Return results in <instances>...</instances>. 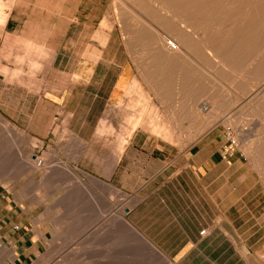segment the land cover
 I'll use <instances>...</instances> for the list:
<instances>
[{"label":"crops","instance_id":"obj_1","mask_svg":"<svg viewBox=\"0 0 264 264\" xmlns=\"http://www.w3.org/2000/svg\"><path fill=\"white\" fill-rule=\"evenodd\" d=\"M256 2L254 22L240 14L214 16L216 24L203 21L213 26L207 34L196 30L199 41L196 32L174 28L184 20L183 12H177L176 21L167 23L177 51L168 50L161 35L147 26L128 29V41L115 25L105 30L111 22L102 0H78L74 10L59 13L49 7L40 12L23 0L10 9L4 5L0 180L11 178L2 174L15 164L14 177L23 181L15 195H44L40 186L46 181V194L53 199L47 207L51 213L57 211V180L89 184L94 189L79 188L94 204L89 215L101 220L104 189L121 194L130 206L118 209L125 220L110 207L112 223L122 222L139 243L151 245L155 254L174 264H264L263 181L244 154L222 158L225 126H216L215 77L205 87L199 72L200 67H215V62H223L230 72H242L253 60L249 82L255 83L254 91L262 88L264 80L256 83L264 77V23L259 24L264 16L259 17ZM156 19L161 28L167 26V18ZM200 22L193 21V26ZM139 55L151 62L143 82L136 75L141 60L134 56ZM217 74L224 76L222 71ZM140 83L156 84L142 98L150 122L131 130L120 146V134L128 129L120 126L128 115L122 108L132 98L128 95L133 84ZM245 84L235 87L237 103L250 90ZM205 95L207 103L200 108ZM229 104H221L220 113ZM199 111L209 114L207 122L201 123ZM157 117L159 129L151 124ZM248 131L259 139L264 124L253 123ZM255 147H264V138ZM78 190L67 192L74 195ZM22 201L0 204V211L38 209ZM52 221L54 234L62 235V223ZM38 226L35 220H0V242L14 253L15 264L34 261L43 253L45 240Z\"/></svg>","mask_w":264,"mask_h":264},{"label":"rangeland","instance_id":"obj_2","mask_svg":"<svg viewBox=\"0 0 264 264\" xmlns=\"http://www.w3.org/2000/svg\"><path fill=\"white\" fill-rule=\"evenodd\" d=\"M20 1L21 0H0V2L9 9L10 7H14L16 3ZM23 1L29 7L32 5L36 6L37 10L40 12H47V8L49 7L50 10L59 13L68 11L69 8L74 10L76 6L75 3L78 0H71V2L69 0ZM102 1L104 5V12L108 15L111 22L110 24L103 26L105 30H109L112 25H115L121 32L124 41H128L127 32H130L128 29L134 30L139 27L143 28L147 26L146 28H148L151 33L155 32L161 35V42L165 43L166 46L165 41L169 39L176 43V39L173 36L172 26L168 24L176 21V11L181 6L183 7H181L180 10L186 17V23H191L193 21H208L214 23L211 20L214 16H224L230 18V16H235L237 14L242 15L243 18H247L248 21L254 22L256 12L255 4L257 0L255 3L254 0H245L246 2L244 1V3L242 2L243 0H192V2L191 0H152V2L151 0ZM215 1H218V3H215ZM224 1L231 4L242 2L243 6H239L242 12L239 10L236 12L234 10L235 15H233L232 10L224 9L222 6ZM9 9L7 11H9ZM261 14L264 16V0L261 2L259 1V17L262 16ZM196 15L198 16L196 17ZM156 17L167 18V20H165V23H168L167 26H162L161 28L157 19L154 20ZM262 21L264 23V20H259V24L262 23ZM199 33L207 34V32L202 30L199 31ZM199 33L196 31L195 41L198 40ZM262 36L264 37V33ZM204 43H206V41ZM134 59L136 61L139 59L141 60L136 63L138 64L136 68V75L139 77L140 82H143L144 74L151 71V62H149L147 57H144L143 55H139V57L134 56ZM218 63L219 62H215L216 66L209 69L203 67L199 68L200 82L205 83V87L207 86V81L210 80L213 82V77H215L212 87L214 86L215 90V106L217 113V117L215 119L216 126L221 123L225 126L224 130L229 127L234 132L238 129H247L244 134L245 140L248 141H243V146L239 143L242 135V133L239 132L238 149L247 159H249L253 166L259 170V177L262 179L264 185V147L259 149L255 147L257 140H259V143L263 140L264 133L259 132V139H257L255 134V136L251 137L250 134L252 133L248 131L253 123L259 122V124H264V113L261 112L264 110V101L262 97L264 94V84L261 89L259 87L257 91H254L256 88H252V85L255 83L249 82L250 72L254 67L253 64H255L253 60H249L245 63L247 66L244 70H242V72L239 70L230 72L228 68L222 66L223 62L221 64L219 63L220 65ZM221 71L224 76L220 77L218 74L216 75L217 72ZM262 75L264 76V73ZM263 80L264 77L259 78V82L256 83L257 86L263 82ZM239 82L249 83L248 85H245L250 87V90L242 96L243 99H241L240 103H237L235 87ZM154 85L156 84H133L132 93L128 95L132 98H130L122 108L123 113L127 112L128 115H126L123 123L120 121V126L125 128L127 127L128 129H124V132H121L120 134V146H122L124 140L130 136L131 130H134L142 123L150 122L149 115H146L145 101H143L142 98L144 97L143 92H145V90L152 92L151 87ZM145 87L146 89H144ZM205 96L202 97L204 100H201L200 108L207 103V95ZM133 97H137V100H134ZM233 98L235 101L233 100V103H231ZM225 102L230 104L225 112L220 113L219 106L221 104L224 105ZM259 114H262V116H259ZM208 115L207 112L202 113L199 111L201 123L204 121L207 122L206 119ZM222 115L224 117L228 115V120L220 122L219 120L223 118ZM151 124H153L154 128L159 129L160 119L157 117V120L151 121ZM15 166V164H9L7 166L8 171L2 174L5 176H11V178L0 180V204H14L16 201L17 203H22V200H25V202L37 205L38 209L28 212H23L21 209H15L13 212L0 211V220L7 218L12 219L14 222L18 220H29L30 224L31 220H35L41 225L38 226L39 229L37 230L41 232L45 240L43 253H41L39 258L34 261L29 260L27 262H23L22 264H174L172 261L166 260L164 257H159L155 254L156 250L151 245L147 243H139L135 232L132 230L133 233H130V231L123 226L122 222H116V224L112 223L113 218H111L109 210L113 209L114 214L124 219V216L120 214L121 211L119 212L118 209L119 207L124 206L129 208L130 204L127 197L121 194L118 196L112 195L109 191L104 189V206L102 211L104 216L101 220V217L96 218L94 215H89V212L94 208V204L89 202L90 197L85 195L83 189H80L83 187L94 189L91 185L88 184V186H78L75 184L73 185L71 180H57V211L56 213H51L47 211V207L49 200L53 201V199L51 196L46 194V181L40 186L41 188H44V195L41 194L33 197H31V194L15 195L17 191H22L19 186L23 183L22 180L14 177L16 175ZM68 188L79 190L74 192L75 194L72 195L70 191L67 192ZM5 191H8L9 194ZM29 191L31 192L30 189ZM11 193L13 194L11 195ZM110 207L111 209H109ZM54 218H56L57 223H62V235L60 236L55 235V229L49 225V220L52 221ZM97 223H99V225L102 223L103 226L99 228V225H96ZM55 256L56 258H54ZM261 256H263L264 260V251ZM14 257V253L9 250L6 245L1 244L0 242V264H15L16 262ZM17 264H19V262H17Z\"/></svg>","mask_w":264,"mask_h":264},{"label":"bare ground","instance_id":"obj_3","mask_svg":"<svg viewBox=\"0 0 264 264\" xmlns=\"http://www.w3.org/2000/svg\"><path fill=\"white\" fill-rule=\"evenodd\" d=\"M163 1V0H162ZM165 1H169V0H165ZM233 1V0H232ZM236 1V0H235ZM244 1L245 0H243L242 2L244 3ZM255 1L256 0H254V3H255ZM261 2L262 0H258V2ZM151 2H152V0H151ZM171 2V1H170ZM176 2V1H175ZM186 2V1H185ZM191 2H192V0H191ZM190 2V3H191ZM242 2H237L236 4L235 3H229L228 2V5L227 6H225L224 7V9H228V10H232L233 11V15H235V13H234V10L237 12L238 10L239 11H241V8H239V6H243V3ZM246 2V1H245ZM139 3V2H138ZM173 3V2H172ZM178 3V2H177ZM176 3V4H177ZM257 3V2H256ZM162 4V3H161ZM187 4H188V2H187ZM242 4V5H241ZM246 4V3H245ZM251 4V3H250ZM191 5V4H190ZM171 6V5H170ZM164 7V6H163ZM162 7V8H163ZM167 7V6H166ZM165 7V8H166ZM181 7H183V6H181ZM181 7L176 11V13L178 12H181L182 13V11L180 10L181 9ZM255 7H256V4H255ZM259 7V6H258ZM170 8V7H169ZM186 8V7H185ZM188 8V7H187ZM190 9V8H189ZM256 9L257 8H255V11H256ZM162 10H165V9H162ZM259 10V9H258ZM4 11V5H2L1 4V2H0V23H2L3 22V18H4V14H2V12ZM187 11V10H186ZM242 12V11H241ZM147 13V12H146ZM166 13H167V11H166ZM169 13V12H168ZM252 13V12H251ZM2 14V15H1ZM190 14H191V11H190ZM184 16V15H183ZM198 15H196V17H197ZM193 17V16H192ZM171 18H172V16H171ZM173 19H175V18H173ZM186 20V17L184 16V20L183 21H179L178 22V25H176V26H174V28L176 29V30H178V31H180V32H183V33H190V34H193V33H195L196 32V30H199V31H204V32H206L207 30L209 31L210 29H212L213 28V26H212V24H210V23H206V22H200V24H195L194 26H193V22H191V23H186L187 21H185ZM194 23H195V21H194ZM214 29H215V26H214ZM169 32V31H168ZM179 33V32H178ZM167 34V33H166ZM168 35V34H167ZM167 41V40H166ZM165 41V42H166ZM176 41V40H175ZM176 44V43H175ZM167 47V46H166ZM168 50H170V49H168ZM170 51H172V50H170ZM174 51H177V50H174ZM203 110L205 111L206 109L205 108H203ZM245 138V134L244 133H242V135H241V138H240V142L239 143H243V139ZM242 140V141H241ZM242 146H243V144H242ZM38 164V163H37ZM40 164V163H39ZM39 166V165H38Z\"/></svg>","mask_w":264,"mask_h":264},{"label":"built area","instance_id":"obj_4","mask_svg":"<svg viewBox=\"0 0 264 264\" xmlns=\"http://www.w3.org/2000/svg\"><path fill=\"white\" fill-rule=\"evenodd\" d=\"M166 46L168 49H170L172 51L177 50V45L171 39L166 41ZM245 131H247V129H242V130L238 129L236 132H234L229 127H227L224 130L223 134H224V137L226 139V144L222 150V158L223 159H227V158L233 156L236 152L242 153L238 149V137H239V132L245 133ZM39 163H40V161L38 162V164ZM203 233H204V231L201 232V234H203Z\"/></svg>","mask_w":264,"mask_h":264}]
</instances>
